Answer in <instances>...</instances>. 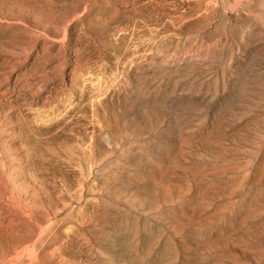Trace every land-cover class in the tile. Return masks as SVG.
I'll return each mask as SVG.
<instances>
[{
  "label": "rangeland",
  "instance_id": "1",
  "mask_svg": "<svg viewBox=\"0 0 264 264\" xmlns=\"http://www.w3.org/2000/svg\"><path fill=\"white\" fill-rule=\"evenodd\" d=\"M6 262L264 264V0H0Z\"/></svg>",
  "mask_w": 264,
  "mask_h": 264
},
{
  "label": "bare ground",
  "instance_id": "2",
  "mask_svg": "<svg viewBox=\"0 0 264 264\" xmlns=\"http://www.w3.org/2000/svg\"><path fill=\"white\" fill-rule=\"evenodd\" d=\"M80 79H75L73 80L75 83H74V86L69 88L67 91H66V94L64 95V97L61 99V100H53L51 101L47 106L44 107V109L46 110H42L39 111L36 115V117L39 119V123H41V121H45L43 119V117H46L47 116V119L49 118L48 122H50V126L52 124H55V122L58 120L56 119V115H57V111L62 108V106L64 105V100H67L69 101L73 95L75 94V92L77 91H82L83 88L81 87V82L80 84L78 83ZM64 99V100H63ZM99 100V99H98ZM43 108V107H42ZM62 112V111H61ZM65 114V113H64ZM62 117V116H61ZM28 118V117H27ZM62 120V119H61ZM67 123V122H66ZM44 124H47L44 123ZM69 125V124H68ZM74 128V127H73ZM68 140V139H67ZM9 256L5 257V258H8ZM4 258V259H5ZM10 258V257H9ZM4 264H11L10 262H6Z\"/></svg>",
  "mask_w": 264,
  "mask_h": 264
}]
</instances>
